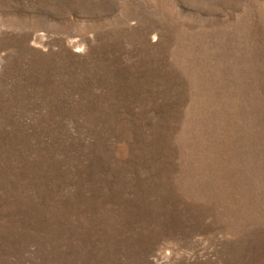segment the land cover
Here are the masks:
<instances>
[{
  "label": "rangeland",
  "instance_id": "1",
  "mask_svg": "<svg viewBox=\"0 0 264 264\" xmlns=\"http://www.w3.org/2000/svg\"><path fill=\"white\" fill-rule=\"evenodd\" d=\"M0 264H264V0H0Z\"/></svg>",
  "mask_w": 264,
  "mask_h": 264
}]
</instances>
